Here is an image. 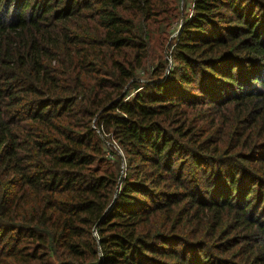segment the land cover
I'll return each instance as SVG.
<instances>
[{
    "label": "trees",
    "instance_id": "trees-1",
    "mask_svg": "<svg viewBox=\"0 0 264 264\" xmlns=\"http://www.w3.org/2000/svg\"><path fill=\"white\" fill-rule=\"evenodd\" d=\"M182 1L0 0V264H264V0Z\"/></svg>",
    "mask_w": 264,
    "mask_h": 264
},
{
    "label": "rangeland",
    "instance_id": "rangeland-1",
    "mask_svg": "<svg viewBox=\"0 0 264 264\" xmlns=\"http://www.w3.org/2000/svg\"><path fill=\"white\" fill-rule=\"evenodd\" d=\"M191 5H192V0H183L181 3H180V7L182 8H184V10L186 9V12H189L190 10H191ZM179 25H180V20L177 22V23H175V27H174V33H173V35H172V37H174V36H176L177 35V33H178V31H179ZM168 56L169 55H167V59H168ZM169 63H171V61L169 62ZM150 68L152 69L153 67H151V66H148L145 70L144 69H142V70H139L138 71V75H139V77H141V78H145L146 77V71L149 69L150 70ZM135 93V91H133V90H131V93H130V96H132V94H134ZM112 141V140H111ZM108 150L110 151V152H117V155H119V156H121V158H122V169H123V174L125 173V170H126V164H125V155H124V151L122 150V152H118V151H116L115 150V148H113V146H108ZM117 155H114V154H112L111 156H109L110 158H112V159H114V161L115 160H117L118 159V157H117Z\"/></svg>",
    "mask_w": 264,
    "mask_h": 264
},
{
    "label": "built area",
    "instance_id": "built-area-1",
    "mask_svg": "<svg viewBox=\"0 0 264 264\" xmlns=\"http://www.w3.org/2000/svg\"><path fill=\"white\" fill-rule=\"evenodd\" d=\"M97 131L101 134V136L104 138L105 136H107L106 134H105V132H102L100 129L98 130L97 129ZM106 146H107V148H108V146H113V148H115V150L116 151H118V152H122V149L120 148V146L118 145V143L115 141V140H110V141H107L106 142ZM108 155L109 156H111V152L108 150Z\"/></svg>",
    "mask_w": 264,
    "mask_h": 264
}]
</instances>
